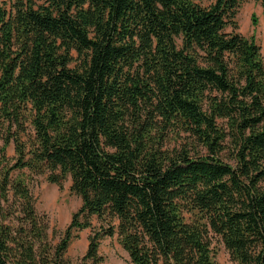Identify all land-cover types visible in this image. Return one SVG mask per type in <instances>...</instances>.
I'll return each instance as SVG.
<instances>
[{"label":"trees","instance_id":"trees-1","mask_svg":"<svg viewBox=\"0 0 264 264\" xmlns=\"http://www.w3.org/2000/svg\"><path fill=\"white\" fill-rule=\"evenodd\" d=\"M243 2L0 0V124L34 131L0 169V264H104L106 237L130 264H216V237L264 264V58ZM176 131L208 154L165 150ZM26 171L82 200L56 245Z\"/></svg>","mask_w":264,"mask_h":264},{"label":"rangeland","instance_id":"rangeland-1","mask_svg":"<svg viewBox=\"0 0 264 264\" xmlns=\"http://www.w3.org/2000/svg\"><path fill=\"white\" fill-rule=\"evenodd\" d=\"M6 1V0H1ZM195 3L209 7L215 0H193ZM255 16V22L253 17ZM238 23V32L245 37H254L262 48L264 58V8L261 1L244 0L241 4L236 19ZM233 28H228L227 32L231 33ZM24 121V119H23ZM24 128L16 122L0 124V169L12 168L17 162V145L18 142L22 148L28 149L30 146L29 136L33 139L34 131L26 120ZM26 131V132H24ZM28 146V147H27ZM164 149L171 153L186 151L192 158L205 157L208 151L201 146L196 139L180 131L170 133L165 140ZM226 159L229 154H219ZM18 172H16V175ZM15 175V176H16ZM25 182L33 196L35 209L40 216L46 215L50 221V239L54 245L59 242L60 234L71 223L72 215L79 210L82 200L71 191L72 180L68 178L63 183V188L49 182V174L36 175L26 171L23 175ZM11 204V203H10ZM10 204L2 203L3 210L9 209ZM1 214V210H0ZM95 227L100 226L96 217L93 218ZM92 230H85L79 233V238L71 244L67 259L76 261L83 257L87 252L89 236ZM100 254L105 257L104 264H130L128 253L119 244L117 238L106 237L101 240ZM213 255L216 264H234L231 261L228 251L216 237L213 240Z\"/></svg>","mask_w":264,"mask_h":264}]
</instances>
